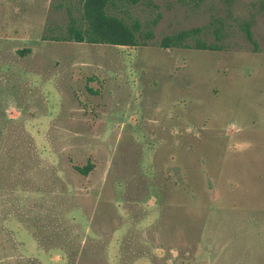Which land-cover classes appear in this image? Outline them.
Returning <instances> with one entry per match:
<instances>
[{
    "label": "rangeland",
    "instance_id": "374dc122",
    "mask_svg": "<svg viewBox=\"0 0 264 264\" xmlns=\"http://www.w3.org/2000/svg\"><path fill=\"white\" fill-rule=\"evenodd\" d=\"M116 7L160 15L147 45L58 39L82 0H0V264H264V0ZM194 26L222 49L159 45Z\"/></svg>",
    "mask_w": 264,
    "mask_h": 264
},
{
    "label": "trees",
    "instance_id": "16d2710c",
    "mask_svg": "<svg viewBox=\"0 0 264 264\" xmlns=\"http://www.w3.org/2000/svg\"><path fill=\"white\" fill-rule=\"evenodd\" d=\"M159 16L157 14L150 23H142L138 17L126 15L125 13L122 14L116 7V0H82V10L79 20L68 25L66 32L58 39L117 46L147 45L154 37L153 27L159 20ZM245 32L247 38L252 41L249 25L246 27ZM203 33L204 26L182 29L164 35L160 39L159 45L162 48L222 49L221 44L218 42H208L202 37ZM3 153L8 157L9 162L6 163L5 160L0 163V175L2 171L4 174L8 173L4 178H0V189H2V179L14 184L13 181H8V179L15 174V168L17 167V156H12L10 152L6 153V151H3ZM75 169L81 174L87 175L92 166L91 164L83 166L75 165ZM1 198L0 194V202Z\"/></svg>",
    "mask_w": 264,
    "mask_h": 264
}]
</instances>
